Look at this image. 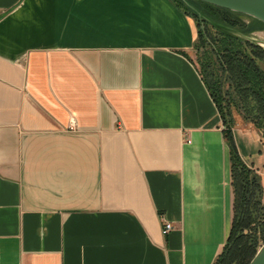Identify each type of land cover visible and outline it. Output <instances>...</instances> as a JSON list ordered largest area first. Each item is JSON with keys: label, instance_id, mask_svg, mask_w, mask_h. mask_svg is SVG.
<instances>
[{"label": "crops", "instance_id": "1", "mask_svg": "<svg viewBox=\"0 0 264 264\" xmlns=\"http://www.w3.org/2000/svg\"><path fill=\"white\" fill-rule=\"evenodd\" d=\"M197 37L175 0H0V264L215 263L231 160Z\"/></svg>", "mask_w": 264, "mask_h": 264}, {"label": "trees", "instance_id": "2", "mask_svg": "<svg viewBox=\"0 0 264 264\" xmlns=\"http://www.w3.org/2000/svg\"><path fill=\"white\" fill-rule=\"evenodd\" d=\"M175 1L197 23L198 71L217 106L230 149L233 220L214 264H249L264 245V178L241 158L234 129L235 115L242 117L257 129L264 145V47L242 36L264 30V23L204 2ZM194 6L222 18L214 16L209 24ZM241 17L247 19H235Z\"/></svg>", "mask_w": 264, "mask_h": 264}, {"label": "water", "instance_id": "3", "mask_svg": "<svg viewBox=\"0 0 264 264\" xmlns=\"http://www.w3.org/2000/svg\"><path fill=\"white\" fill-rule=\"evenodd\" d=\"M199 1L248 16L264 23V0H183ZM249 264H264V245Z\"/></svg>", "mask_w": 264, "mask_h": 264}, {"label": "rangeland", "instance_id": "4", "mask_svg": "<svg viewBox=\"0 0 264 264\" xmlns=\"http://www.w3.org/2000/svg\"><path fill=\"white\" fill-rule=\"evenodd\" d=\"M194 9L200 14V17H202V19H206L209 24H213V22H214L213 19H216L214 16H216L217 18H222V16L219 17L217 13H212L210 10H207L206 8H201V7L196 8L195 7ZM235 19H247V18L241 17V18H235ZM244 21L247 24L250 23V21H248V20H244ZM204 27H205V25H203V28ZM242 36L244 38L264 47V30H259V31H256V32L250 34V35H242ZM191 54H192L191 56H192L193 62L197 66V69L200 70V66L198 63V56L196 54V51L193 50V52ZM235 117H236V121L238 122L239 125L247 126V127L251 126V128L256 132L257 135H259V137L261 139L259 132L257 131V129L253 125H251L249 123L247 124L245 121H243L242 117H240V116L235 115ZM260 175L264 178V172Z\"/></svg>", "mask_w": 264, "mask_h": 264}, {"label": "built area", "instance_id": "5", "mask_svg": "<svg viewBox=\"0 0 264 264\" xmlns=\"http://www.w3.org/2000/svg\"><path fill=\"white\" fill-rule=\"evenodd\" d=\"M173 224L172 223H168L166 222L164 225H163V228H162V233L163 235H167L169 232H171L173 230Z\"/></svg>", "mask_w": 264, "mask_h": 264}]
</instances>
